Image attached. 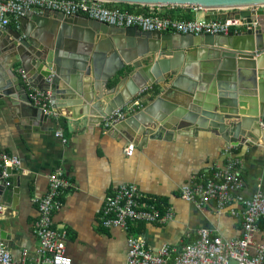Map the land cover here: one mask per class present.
<instances>
[{
	"label": "crops",
	"instance_id": "1",
	"mask_svg": "<svg viewBox=\"0 0 264 264\" xmlns=\"http://www.w3.org/2000/svg\"><path fill=\"white\" fill-rule=\"evenodd\" d=\"M131 10L148 12L150 6H135ZM259 10H263L258 17L264 29V7ZM164 11L187 13L193 18L210 14L194 8ZM230 12L234 11H219L228 15ZM18 68L30 98V92L37 88L24 80L20 65ZM150 89L145 105L153 102L152 95L161 90L157 85ZM19 94L26 96L24 91ZM69 99L61 96V104H67ZM48 107L40 108L42 118L36 120L27 118V112L25 116L16 104L0 98V151L21 160L16 176L6 179L7 186L0 180V242L8 245L17 262H23V253L27 251L24 263L50 264L47 255L38 253L40 241L35 223L39 218L37 200L48 192L50 176L58 169L72 185L61 194L62 206L54 212L53 222L58 230L67 231L66 252L75 264H127L132 237H144L149 248L158 252L164 245H183L196 239L202 228L227 240L243 236L242 202L234 203L239 212L234 215L229 209L218 211L214 202L203 206L187 202L180 192L192 176L224 167L230 161L227 148L231 142L217 129L179 123L174 129H166L164 137L152 138L144 135L137 123H131L139 111L108 126L105 116H83L79 105L54 108L50 102ZM149 126L146 128L153 127ZM132 134L137 137L131 138ZM130 145L134 147L133 154L128 153ZM233 156L240 161L239 170L245 182L238 198L264 192V140L241 145ZM125 183L136 184L140 194L155 199L159 207L171 208L174 218L166 222L134 221L128 228L106 227V198ZM261 240L262 233H256L255 241Z\"/></svg>",
	"mask_w": 264,
	"mask_h": 264
},
{
	"label": "water",
	"instance_id": "2",
	"mask_svg": "<svg viewBox=\"0 0 264 264\" xmlns=\"http://www.w3.org/2000/svg\"><path fill=\"white\" fill-rule=\"evenodd\" d=\"M101 1L198 6L210 12L207 19L247 17L249 23L251 12L238 8L264 7V0ZM222 9L237 10L228 15L218 12ZM19 65L29 76V84L51 91L54 108L79 105L88 118L109 116L131 105L144 87L157 85L161 90L152 95L153 102L144 105L131 122L144 135L162 138L166 129L187 123L217 129L231 143L243 139L246 145H254L264 140L261 21L252 29L229 35H196L114 27L84 15L71 17L49 9L30 11L19 27H0V98L26 111L27 118L39 120L43 112L29 103ZM125 70L127 74H123ZM113 78L118 82L110 87ZM61 96L70 98L67 104H61ZM149 125L154 128H146ZM17 173V169H9V176L0 173V180L7 186L6 179Z\"/></svg>",
	"mask_w": 264,
	"mask_h": 264
},
{
	"label": "built area",
	"instance_id": "3",
	"mask_svg": "<svg viewBox=\"0 0 264 264\" xmlns=\"http://www.w3.org/2000/svg\"><path fill=\"white\" fill-rule=\"evenodd\" d=\"M108 3L101 0H0V27H12V24L19 27L21 18L28 12L44 9L71 17L84 15L114 27L196 35H229L251 29L260 21L257 14L259 6L238 8L251 12L252 22L249 23L247 17L186 19L164 11V8H176L175 5L150 6L148 12H133L111 7ZM194 9L208 11L198 6H194ZM236 10L222 9L218 12ZM22 74L24 80L28 81L24 70ZM148 91L150 87H144L131 105H125L112 115L105 116L106 125H116L143 108V97ZM30 100L49 109L51 91L35 89L30 92ZM240 146L239 143L229 144L227 152L231 157L224 167L217 166L198 177L192 176L181 186L180 192L182 198L190 203L203 206L214 202L218 211L229 209L234 215L239 213L233 207L234 203L242 202L243 236L227 240L208 228H202L196 239L183 245H164L158 252L149 248L144 237H132L128 243L127 264H264V192L249 198H238L245 182L239 170L240 161L233 156V152ZM133 151L134 147L130 145L128 153L133 154ZM20 165L21 160L17 155L0 151V171L3 176L8 177V170L18 169ZM71 185L62 169H58L50 176L48 192L37 200L39 218L35 223V231L40 241L38 253L47 255L50 264H75L66 252L67 231L58 230L53 222L54 212L62 206L61 194ZM173 218L171 208H161L155 199L144 198L133 183L120 185L106 198L103 207V224L110 228H128L134 221L166 222ZM258 232L262 233V240L257 243L255 235ZM23 254V262H17L8 245L0 242V264H28L24 263L28 259V252L24 251Z\"/></svg>",
	"mask_w": 264,
	"mask_h": 264
},
{
	"label": "trees",
	"instance_id": "4",
	"mask_svg": "<svg viewBox=\"0 0 264 264\" xmlns=\"http://www.w3.org/2000/svg\"><path fill=\"white\" fill-rule=\"evenodd\" d=\"M109 6L111 7H115L118 9H122V10H128V11H132L131 9L135 6H143L140 4H131V3H124V2H109L108 3ZM144 6H148V5H144ZM171 6V5H170ZM176 8H194V6H179V5H175ZM172 16H177V17H181V18H186V19H191L193 18V16L191 14H180L178 12H171ZM118 79H115L112 83H110V86H113L115 83H117Z\"/></svg>",
	"mask_w": 264,
	"mask_h": 264
},
{
	"label": "flooded vegetation",
	"instance_id": "5",
	"mask_svg": "<svg viewBox=\"0 0 264 264\" xmlns=\"http://www.w3.org/2000/svg\"><path fill=\"white\" fill-rule=\"evenodd\" d=\"M253 28H254V27H253ZM251 29H252V28H251ZM245 31H246V30H245ZM221 35H223V34H221ZM148 60H151V58H149ZM148 60H146L145 63H147ZM127 73H128V70H125L123 74H127ZM114 80H115V79H114ZM114 80H113V81H114ZM113 81H111V83H112ZM117 82H118V81H117ZM115 84H116V83H115ZM115 84H114V85H115ZM114 85H113V86H114ZM109 86H110V85H109ZM150 90H151V89H150ZM147 93H148V94H147ZM147 93L145 94V96L143 95V96H144V97H143V102H145L144 98H145L146 96L148 97V95H149V91H148ZM147 97H146V98H147ZM144 105H145V103H144ZM131 115H132V114H131ZM131 115H130V116H131ZM244 142H245V141H240V140H239V141L236 142V143H239V144H241V145H245ZM230 144H231V143H230ZM0 172H1V171H0Z\"/></svg>",
	"mask_w": 264,
	"mask_h": 264
},
{
	"label": "bare ground",
	"instance_id": "6",
	"mask_svg": "<svg viewBox=\"0 0 264 264\" xmlns=\"http://www.w3.org/2000/svg\"><path fill=\"white\" fill-rule=\"evenodd\" d=\"M30 85V84H29ZM28 88V87H27ZM148 94V93H147ZM145 95V94H144ZM33 104V103H32ZM41 108V107H40ZM51 109V108H50ZM45 110V109H44ZM104 120V119H103Z\"/></svg>",
	"mask_w": 264,
	"mask_h": 264
},
{
	"label": "rangeland",
	"instance_id": "7",
	"mask_svg": "<svg viewBox=\"0 0 264 264\" xmlns=\"http://www.w3.org/2000/svg\"><path fill=\"white\" fill-rule=\"evenodd\" d=\"M188 202V201H187Z\"/></svg>",
	"mask_w": 264,
	"mask_h": 264
}]
</instances>
